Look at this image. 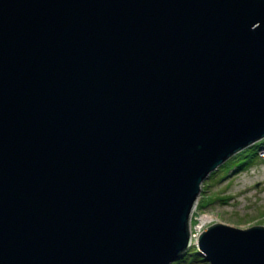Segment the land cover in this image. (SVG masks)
I'll return each mask as SVG.
<instances>
[{
	"label": "water",
	"instance_id": "1",
	"mask_svg": "<svg viewBox=\"0 0 264 264\" xmlns=\"http://www.w3.org/2000/svg\"><path fill=\"white\" fill-rule=\"evenodd\" d=\"M262 140L264 0H0V264H172ZM195 246L264 264V226Z\"/></svg>",
	"mask_w": 264,
	"mask_h": 264
},
{
	"label": "rangeland",
	"instance_id": "2",
	"mask_svg": "<svg viewBox=\"0 0 264 264\" xmlns=\"http://www.w3.org/2000/svg\"><path fill=\"white\" fill-rule=\"evenodd\" d=\"M263 151L264 140L253 145L252 152L244 153L243 157L256 154L251 155L252 161L244 168L237 171L229 170L232 164L228 160L214 172L216 174L208 177L201 187L191 220L192 235H199L217 223L238 229L264 225ZM195 239L192 237V243L188 249H197ZM198 260L201 261L192 260L183 264H208L202 256L201 259L198 257Z\"/></svg>",
	"mask_w": 264,
	"mask_h": 264
},
{
	"label": "trees",
	"instance_id": "3",
	"mask_svg": "<svg viewBox=\"0 0 264 264\" xmlns=\"http://www.w3.org/2000/svg\"><path fill=\"white\" fill-rule=\"evenodd\" d=\"M246 149L243 150L242 152H240V153H243V154L238 153V154H236L235 156H233L229 160L231 162V164H232L228 168L229 170H234V171H237V169L240 170V169L244 168L245 166H247L248 165L247 163L252 161L251 155H256V154H249V155H246L244 157H243V155L246 152H249V151L252 152L253 145H252L251 148L249 147V148H246ZM214 174H216V173L213 172L211 175H214ZM198 257L201 259V255L197 252V249H195V248L191 249L190 248L179 259H177V261L173 262L172 264L189 263L192 260L201 261V260H198ZM202 259H203V257H202Z\"/></svg>",
	"mask_w": 264,
	"mask_h": 264
},
{
	"label": "bare ground",
	"instance_id": "4",
	"mask_svg": "<svg viewBox=\"0 0 264 264\" xmlns=\"http://www.w3.org/2000/svg\"><path fill=\"white\" fill-rule=\"evenodd\" d=\"M191 218H193V217H191ZM197 236H198L197 234L192 235L193 238H196Z\"/></svg>",
	"mask_w": 264,
	"mask_h": 264
},
{
	"label": "built area",
	"instance_id": "5",
	"mask_svg": "<svg viewBox=\"0 0 264 264\" xmlns=\"http://www.w3.org/2000/svg\"><path fill=\"white\" fill-rule=\"evenodd\" d=\"M262 154H264V151L262 152ZM262 154H261V155H262ZM261 155H260V156H261ZM263 156H264V155H263ZM263 226H264V225H263ZM199 233H200V231H199Z\"/></svg>",
	"mask_w": 264,
	"mask_h": 264
},
{
	"label": "clouds",
	"instance_id": "6",
	"mask_svg": "<svg viewBox=\"0 0 264 264\" xmlns=\"http://www.w3.org/2000/svg\"><path fill=\"white\" fill-rule=\"evenodd\" d=\"M196 209V208H195ZM195 212V211H194Z\"/></svg>",
	"mask_w": 264,
	"mask_h": 264
}]
</instances>
